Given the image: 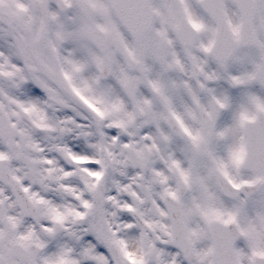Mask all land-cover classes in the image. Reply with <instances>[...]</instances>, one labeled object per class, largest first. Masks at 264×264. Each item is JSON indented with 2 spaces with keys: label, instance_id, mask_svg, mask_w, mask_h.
<instances>
[{
  "label": "snow or ice",
  "instance_id": "1",
  "mask_svg": "<svg viewBox=\"0 0 264 264\" xmlns=\"http://www.w3.org/2000/svg\"><path fill=\"white\" fill-rule=\"evenodd\" d=\"M0 264H264V0H0Z\"/></svg>",
  "mask_w": 264,
  "mask_h": 264
}]
</instances>
